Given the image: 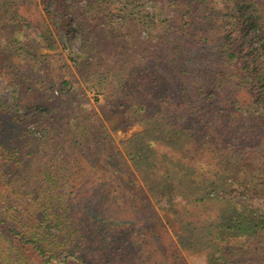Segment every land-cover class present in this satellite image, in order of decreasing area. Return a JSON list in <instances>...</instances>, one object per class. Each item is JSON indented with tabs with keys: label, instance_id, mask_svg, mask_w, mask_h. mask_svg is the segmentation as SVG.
Returning a JSON list of instances; mask_svg holds the SVG:
<instances>
[{
	"label": "trees",
	"instance_id": "trees-1",
	"mask_svg": "<svg viewBox=\"0 0 264 264\" xmlns=\"http://www.w3.org/2000/svg\"><path fill=\"white\" fill-rule=\"evenodd\" d=\"M25 2L0 0V74L24 91L14 104L0 99V264H186L184 255L191 264H264L256 212L264 151L249 147L233 159L219 136L256 145L264 134V0H183L178 23L158 20L146 37L149 13L130 9L118 33L123 48L94 38L93 61L57 94L1 40L45 36L51 26L69 40L73 25L84 30L106 2ZM156 39L163 53L151 48ZM166 61L202 67L192 94L173 91ZM135 124L142 129L120 149L111 132ZM163 213L173 222L156 224Z\"/></svg>",
	"mask_w": 264,
	"mask_h": 264
},
{
	"label": "rangeland",
	"instance_id": "rangeland-1",
	"mask_svg": "<svg viewBox=\"0 0 264 264\" xmlns=\"http://www.w3.org/2000/svg\"><path fill=\"white\" fill-rule=\"evenodd\" d=\"M30 1L37 2L39 0ZM31 2L25 3L31 7ZM105 2L106 6L102 5L99 8L101 10H98V12L96 10L93 16L90 14V17L87 18L86 27L84 30H78L73 25L75 30L73 31V35L69 40L64 38V33L60 27L54 26L50 27L48 33L45 36L39 35L36 37L29 31H26L25 34H22L20 31V33L15 36L9 33L8 38L1 40L3 46H5L7 49L6 54H8L13 61L19 62L21 65H24L26 68L30 69L34 76L48 80L47 82L53 85V94H57L56 92L62 88V80L65 79L70 81L72 78L79 79L81 67L87 66L89 62L93 61V56L97 53L94 49V45L97 43V41L94 38L103 39V42H107L106 45L109 48H123V44L119 41V34H122L124 29L120 30L119 28L122 22H124V18H126L128 10H143L149 13L150 22L148 21V25L141 28V35L146 37L149 33L155 32V27L156 24H158V20L163 21V25L169 24L171 26V23L173 25L178 23V20H176L175 17L179 18L183 12V8L185 7L183 5V0H105ZM38 8L41 10V5L38 7L32 6V11L37 13ZM77 11L81 10L77 9ZM165 17H167L169 21L164 20ZM26 41L30 43L28 48H33L39 54H41L39 57L41 60L40 62L39 60L35 61L32 59V54L25 53L24 49L21 47V45ZM125 46L131 47V43H127ZM151 48L153 50L157 49V51L163 53L166 49V44L161 43L160 39H156L154 40ZM109 65H111V62H109ZM184 66L188 67L190 70L182 71V69H180L181 67L179 68L172 62L168 61L163 62L162 64L163 69L170 70L172 76L175 77L173 81L170 80V85L173 91H176L178 96L180 95V92L178 94V90L181 87L188 88L191 94L194 92L199 80L200 70L202 68L199 64L195 63ZM196 68H198V70H196ZM79 82L81 85L83 84L81 80H79ZM222 84L227 85L226 87L232 88V86H229V83L226 82V80H223ZM87 94L90 97L98 96V98H101L94 92L89 91ZM23 97L24 91L22 90V87L19 85V83L12 81L5 73L4 75L0 74V99L6 101L9 104H14L16 99ZM18 108L19 112L23 114L35 112L33 109H26L24 106H19ZM232 108H235V106ZM232 108L229 111L231 113L234 111ZM241 110L244 112L245 107L241 108L238 105L236 112L240 113ZM211 120H217L216 115H214L213 119ZM107 125L108 127L110 126L108 122ZM142 127L143 126L141 124H135L125 128V130L118 129L113 131L111 134L114 136L115 143H117L119 148L122 149L124 141L132 137L135 132L140 131ZM262 134L263 131H260L258 134L259 140L255 145L253 143L254 141L247 142L244 139H237L238 136H235V134L231 136L229 134L220 132L219 136L224 138L226 141V146L230 147L229 149L222 150V152H229V154L233 156L232 158L236 159L237 152H242L243 149L250 147L256 152V155H258L264 151V134ZM222 157L223 155L220 156L221 159ZM217 191L219 195H224L223 191L219 188H217ZM154 201L155 200H152V203H154ZM258 207L259 208L256 209V212L262 215L264 218V205H260ZM175 208L178 211L179 219L184 218L189 214L188 210L184 211L180 203H178ZM158 212L160 213L161 211ZM159 216L161 217V220L155 221L156 224L165 223L166 221L173 222V216H171L169 213H163ZM203 218L204 217H201V219ZM136 231L139 232L137 229ZM173 240L175 242V239ZM164 242H167V240ZM162 246L165 245H161V247ZM184 259L186 260V264H191L187 255H184ZM206 264L208 263L206 262Z\"/></svg>",
	"mask_w": 264,
	"mask_h": 264
}]
</instances>
